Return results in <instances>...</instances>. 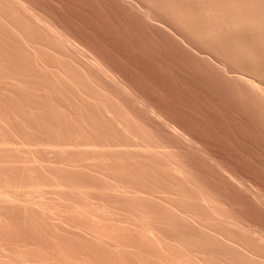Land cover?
I'll return each instance as SVG.
<instances>
[{"label":"rangeland","instance_id":"rangeland-1","mask_svg":"<svg viewBox=\"0 0 264 264\" xmlns=\"http://www.w3.org/2000/svg\"><path fill=\"white\" fill-rule=\"evenodd\" d=\"M0 264H264V0H0Z\"/></svg>","mask_w":264,"mask_h":264}]
</instances>
